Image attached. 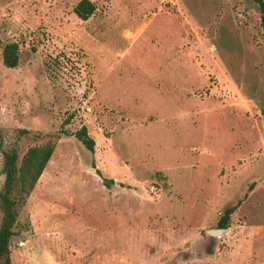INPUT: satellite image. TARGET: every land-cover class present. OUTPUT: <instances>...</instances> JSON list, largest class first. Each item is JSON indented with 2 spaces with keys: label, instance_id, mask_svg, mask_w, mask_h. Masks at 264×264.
Instances as JSON below:
<instances>
[{
  "label": "rangeland",
  "instance_id": "obj_1",
  "mask_svg": "<svg viewBox=\"0 0 264 264\" xmlns=\"http://www.w3.org/2000/svg\"><path fill=\"white\" fill-rule=\"evenodd\" d=\"M78 1L0 0V43L20 50L15 68L0 59L2 148L21 157L57 137L18 206L12 264H264L254 1L90 0L85 21ZM65 121L87 127L94 153Z\"/></svg>",
  "mask_w": 264,
  "mask_h": 264
},
{
  "label": "trees",
  "instance_id": "obj_2",
  "mask_svg": "<svg viewBox=\"0 0 264 264\" xmlns=\"http://www.w3.org/2000/svg\"><path fill=\"white\" fill-rule=\"evenodd\" d=\"M259 13V23L264 32V0H253ZM96 10V5L90 0H79L73 7L74 14L81 20H87ZM19 46L16 42L0 43V59L6 68H15L19 62ZM62 123L61 133L71 135L76 138L91 154L94 153L95 141L89 135L86 126L82 125L75 132L64 129ZM27 131H23L26 133ZM57 139V137H56ZM56 139H49L41 144L32 145L19 157L17 146L1 147V171L3 181L0 186V264H12L11 258V238L14 234L13 228L18 216V206L25 203L43 173L56 145ZM91 166L95 167L94 160ZM95 173L100 177L102 184L110 189L116 182L103 175L101 170L95 169ZM246 197V194L244 195ZM242 199L236 205L226 208L219 218L216 228H228L230 214L238 207ZM213 251L207 252V255Z\"/></svg>",
  "mask_w": 264,
  "mask_h": 264
},
{
  "label": "water",
  "instance_id": "obj_3",
  "mask_svg": "<svg viewBox=\"0 0 264 264\" xmlns=\"http://www.w3.org/2000/svg\"><path fill=\"white\" fill-rule=\"evenodd\" d=\"M227 230V228H210L208 229L207 233L209 236L212 237H217L223 234V232H225Z\"/></svg>",
  "mask_w": 264,
  "mask_h": 264
},
{
  "label": "crops",
  "instance_id": "obj_4",
  "mask_svg": "<svg viewBox=\"0 0 264 264\" xmlns=\"http://www.w3.org/2000/svg\"><path fill=\"white\" fill-rule=\"evenodd\" d=\"M214 254V252L212 253V254H210L209 256H211V255H213Z\"/></svg>",
  "mask_w": 264,
  "mask_h": 264
}]
</instances>
